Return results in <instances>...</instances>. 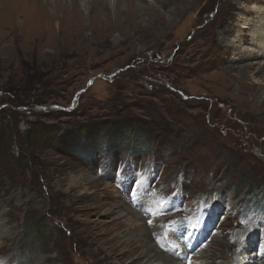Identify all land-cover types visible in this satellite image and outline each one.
Wrapping results in <instances>:
<instances>
[{"label":"rangeland","instance_id":"obj_1","mask_svg":"<svg viewBox=\"0 0 264 264\" xmlns=\"http://www.w3.org/2000/svg\"><path fill=\"white\" fill-rule=\"evenodd\" d=\"M70 1L39 0L43 25L34 3L27 10L29 37L47 30L55 45L0 47V224L8 231L0 260L129 264V254L104 258L129 227L124 237L161 230L151 243L162 242L166 264L258 252L249 236L262 233L264 245V120L248 102L256 107L264 88L250 101L236 60L210 42L239 0L179 3L180 13L158 0H119L121 13L108 0L109 11L91 13L92 1L80 0L79 14ZM257 1L242 3L256 9ZM261 19L252 24L257 36ZM128 132L138 139L127 142ZM212 201L227 217L189 252L180 227H199L197 205ZM143 218L146 227H135Z\"/></svg>","mask_w":264,"mask_h":264},{"label":"bare ground","instance_id":"obj_2","mask_svg":"<svg viewBox=\"0 0 264 264\" xmlns=\"http://www.w3.org/2000/svg\"><path fill=\"white\" fill-rule=\"evenodd\" d=\"M91 1H92V7H93L90 10L91 13H98L97 9L99 10L100 8L105 9V12L109 11L108 0H91ZM158 1L164 7H168L169 5L174 3L175 12L180 13L177 11L178 9L180 10L179 3L180 4L183 3L184 5H186V9L189 7H191L189 9H192L194 2L196 0H158ZM242 1L244 0L230 2L229 15L228 17L223 19V21L219 25V33L217 35H214V37L211 39L210 42H212L215 45V47L219 49L220 54L224 56L227 55L228 58H230V60H236V62L238 63V67L241 69V72H242L240 76L241 77L240 88L246 94L250 92L251 97H252L250 101L257 102L259 94L262 93L261 91L264 88V16H263L264 15V4L262 0L257 1V3L262 2L261 3L262 5L259 8L251 9L248 6L244 5ZM38 2L39 0H16V6H15L16 12L14 14L12 12L13 0H0V47L4 48V45L9 43V44H13L14 46H16L17 51H19V47L24 45V43H28L31 46V48L34 50H36L35 49L36 47L39 48V47H48V46L55 45V41L52 38L44 36V35H47V30L44 31L43 34L39 37L37 35H36L37 37H31V38L29 37L31 34H28V31H27V27L30 25L29 20H27L28 19L27 10L29 9L31 3L32 4L34 3V6H36V8L34 9V14H35L34 19L35 18L40 19V21L42 22L40 24L42 25H43V21L45 20L43 18V15H40V13H37V10L39 7ZM70 2L72 6L71 12L74 11L75 13L79 14L81 12L80 0H71ZM118 3H119V0H116L115 6L117 8V12L121 13L122 10L118 6ZM43 5L46 6L47 2H44ZM55 6L59 8L57 4ZM60 6H61V3H60ZM61 7H62V10H66L65 6H61ZM261 17H262L261 19L262 25L260 27V34L257 36L255 35V29L257 27L255 28L254 25L252 24L259 21ZM42 18L44 20H42ZM241 18L245 20L244 22L245 26L242 25L243 27L241 26L237 27V20ZM51 20L52 19H48V21H51ZM47 25H49V23H46L44 26H47ZM34 26L35 25H32L33 28ZM33 28H32V32L34 33V35L38 33L41 34V30L34 31L35 29ZM248 28H250L249 32L246 31V29ZM80 30L82 31L83 28H80ZM30 32L31 30H29V33ZM152 32L153 31H151V33ZM229 37L230 38L233 37V39H230ZM240 39L241 41H243L242 45L239 44ZM247 45L252 48L250 49V47H248ZM235 56L238 58L235 59ZM256 78H261L262 82L256 81L255 80ZM259 101L260 102H257V104L255 103L257 108L254 106V103H251V102H248V103L253 105L258 116H261V119L264 120V97H262ZM160 218L161 217H156L154 221L163 222L164 220ZM146 222H147V219L143 218L142 222L140 224H136L135 227L137 228L142 227V226L146 227L147 225ZM117 228L120 233L124 231V227L121 224V222L117 223ZM129 228L130 229L126 230V234L119 237L117 241L111 243L109 246H108L109 243L107 242L108 244L104 248V254H105L104 258L105 259L114 260V257L118 258L120 254L121 256L125 254H129L130 256L134 257L133 260L129 262V264H134L136 262L137 264H166L165 263L166 259L170 256L165 254L163 250L160 249V247L162 246V242H160L159 244L157 243L158 246L156 244L152 245L151 243L152 242L151 238L154 239L155 237H157L156 234L160 232L161 230L159 231V229L156 227H152V228L146 227L144 229H141L136 234H131L128 237H124L132 232L131 227ZM7 233L8 231L5 227V223L3 225L0 224V239L4 238L3 236H1V234L6 235L5 238H7L8 237ZM149 243H150L149 248L147 247L141 248V245L145 244L146 246H148ZM121 247L123 248L122 252L119 251V248ZM241 247H245V245ZM243 256H244V260H242V262L239 263L238 258L243 257ZM142 257H145V261L142 259ZM219 257L221 258L222 256L219 255ZM217 258L218 256L207 255L202 260L206 261V263L203 262L204 264H216L215 260H217ZM262 258H264V246L261 247L258 252H253V253H250V255H246V256L243 254H239V253H236L234 255L228 254L227 256H225V259L223 258L224 260L221 263H217V264H258ZM55 259L56 257H52L48 255L41 260L39 259L37 263L44 261L43 263L45 264H53L55 262ZM6 263L0 260V264H6ZM107 264H114V262L110 261V262H107Z\"/></svg>","mask_w":264,"mask_h":264},{"label":"trees","instance_id":"obj_3","mask_svg":"<svg viewBox=\"0 0 264 264\" xmlns=\"http://www.w3.org/2000/svg\"><path fill=\"white\" fill-rule=\"evenodd\" d=\"M131 135H133V134H131V133H129V132L126 134V136L131 137V139L127 140V142H129L130 140L133 141V140H134V139H132L133 136H137V138L135 139V141L138 139V135H137V134H134L133 136H131ZM102 139H103V138H102ZM16 158H17L18 161H22V160L24 159V156L22 155V153H19V155H18ZM241 183H242V182H241ZM241 183L238 185V187L243 186V184H241ZM248 191H250L249 188H248Z\"/></svg>","mask_w":264,"mask_h":264}]
</instances>
